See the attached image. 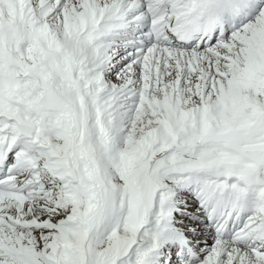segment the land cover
Wrapping results in <instances>:
<instances>
[{
    "label": "snow or ice",
    "instance_id": "6c2138e0",
    "mask_svg": "<svg viewBox=\"0 0 264 264\" xmlns=\"http://www.w3.org/2000/svg\"><path fill=\"white\" fill-rule=\"evenodd\" d=\"M0 264H264V0H0Z\"/></svg>",
    "mask_w": 264,
    "mask_h": 264
}]
</instances>
